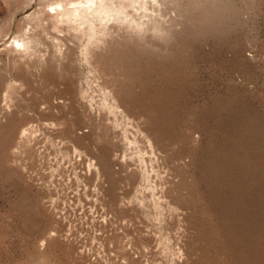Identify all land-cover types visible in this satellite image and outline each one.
Segmentation results:
<instances>
[{
    "label": "rangeland",
    "instance_id": "rangeland-1",
    "mask_svg": "<svg viewBox=\"0 0 264 264\" xmlns=\"http://www.w3.org/2000/svg\"><path fill=\"white\" fill-rule=\"evenodd\" d=\"M0 264H264V0H0Z\"/></svg>",
    "mask_w": 264,
    "mask_h": 264
}]
</instances>
